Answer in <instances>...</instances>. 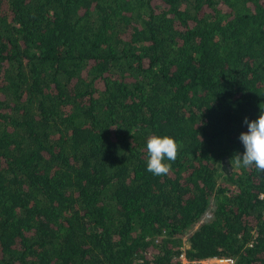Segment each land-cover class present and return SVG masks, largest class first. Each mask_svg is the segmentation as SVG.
Wrapping results in <instances>:
<instances>
[{
  "label": "trees",
  "instance_id": "obj_1",
  "mask_svg": "<svg viewBox=\"0 0 264 264\" xmlns=\"http://www.w3.org/2000/svg\"><path fill=\"white\" fill-rule=\"evenodd\" d=\"M259 105L264 0H0V264H264Z\"/></svg>",
  "mask_w": 264,
  "mask_h": 264
},
{
  "label": "clouds",
  "instance_id": "obj_2",
  "mask_svg": "<svg viewBox=\"0 0 264 264\" xmlns=\"http://www.w3.org/2000/svg\"><path fill=\"white\" fill-rule=\"evenodd\" d=\"M259 115L249 120L244 118L243 123L247 131L239 134V140L243 145V152L236 153L233 163L236 168L255 167L264 173V106L259 105ZM179 145L169 135H149L146 140L147 161L146 169L154 176L167 175L171 169V163L177 158ZM231 167V166H230Z\"/></svg>",
  "mask_w": 264,
  "mask_h": 264
},
{
  "label": "built area",
  "instance_id": "obj_3",
  "mask_svg": "<svg viewBox=\"0 0 264 264\" xmlns=\"http://www.w3.org/2000/svg\"><path fill=\"white\" fill-rule=\"evenodd\" d=\"M210 215H211L210 210H209V209H206V210L203 212L201 218H202V219H206V218L210 217ZM178 258L180 259V262H181L182 264L185 263V259H184L182 253H179V254H178ZM215 259L218 260V261H222L224 264H230V263H231V258H228V257L215 258Z\"/></svg>",
  "mask_w": 264,
  "mask_h": 264
},
{
  "label": "rangeland",
  "instance_id": "obj_4",
  "mask_svg": "<svg viewBox=\"0 0 264 264\" xmlns=\"http://www.w3.org/2000/svg\"><path fill=\"white\" fill-rule=\"evenodd\" d=\"M215 258H217V257L206 258V259H203V261L208 263V264H224L222 261H218Z\"/></svg>",
  "mask_w": 264,
  "mask_h": 264
},
{
  "label": "water",
  "instance_id": "obj_5",
  "mask_svg": "<svg viewBox=\"0 0 264 264\" xmlns=\"http://www.w3.org/2000/svg\"><path fill=\"white\" fill-rule=\"evenodd\" d=\"M221 165L225 169V171H228L229 170L228 166L225 164L224 161H222V164Z\"/></svg>",
  "mask_w": 264,
  "mask_h": 264
}]
</instances>
